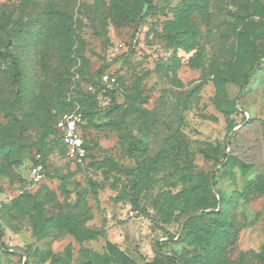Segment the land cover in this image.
Here are the masks:
<instances>
[{
  "label": "rangeland",
  "instance_id": "rangeland-1",
  "mask_svg": "<svg viewBox=\"0 0 264 264\" xmlns=\"http://www.w3.org/2000/svg\"><path fill=\"white\" fill-rule=\"evenodd\" d=\"M0 233V264H264V0H0Z\"/></svg>",
  "mask_w": 264,
  "mask_h": 264
},
{
  "label": "built area",
  "instance_id": "built-area-1",
  "mask_svg": "<svg viewBox=\"0 0 264 264\" xmlns=\"http://www.w3.org/2000/svg\"><path fill=\"white\" fill-rule=\"evenodd\" d=\"M102 84L107 87L115 83V79L103 76L101 78ZM82 124V115L80 113H73L65 118L57 121L55 127L60 134L62 144L66 148L67 156L76 164H83L86 159V149L80 131ZM40 157L37 156V161L32 171V179L39 182L44 178V167L39 162Z\"/></svg>",
  "mask_w": 264,
  "mask_h": 264
},
{
  "label": "trees",
  "instance_id": "trees-1",
  "mask_svg": "<svg viewBox=\"0 0 264 264\" xmlns=\"http://www.w3.org/2000/svg\"><path fill=\"white\" fill-rule=\"evenodd\" d=\"M53 15H55V14H50V16H52L53 17ZM12 57V56H11ZM12 66L14 67V74H13V84L14 85H18V83H19V80H20V77H21V72H20V70L18 69V67H17V61H16V59L14 58V57H12ZM253 68H251L250 70H252ZM249 76H246L245 77V80H244V82H243V84L245 85V86H247L248 85V83H249ZM243 123H246L245 121H243ZM237 132L236 131H234L233 132V134H234V136H235V134H236ZM232 134V135H233ZM64 146V145H63ZM84 146H85V144H84ZM65 148V147H64ZM86 149V148H85ZM65 150H66V148H65ZM87 152V151H86ZM67 153V152H66ZM39 162L43 165V167H44V164H43V162H42V160L40 159L39 160ZM36 163H38V161L36 160ZM205 214L203 213V214H201V216H204ZM195 218L193 217V218H191V219H189V222L190 221H193ZM217 226V227H216ZM215 226V229L212 231L213 232V234H214V236L212 237V238H215V239H217V238H220V237H224V236H229V229H231V227L226 223V222H222V224H218V225H216ZM226 228L225 229V231L224 232H221V229L222 228H224V227ZM72 234L74 235V237H78L77 236V234L76 233H74V232H72ZM0 236H1V233H0ZM212 238H199V243H201V245L203 246V249H207V247H211V248H213V246H214V244L212 243ZM77 239H79V237L77 238ZM215 248H216V253H217V255H220L222 252H223V248H221L220 247V244H216L215 245ZM154 253H155V256H154V258L151 260V261H146L144 264H155V263H157L159 260H164V261H167V262H179L180 264H184L183 262H181V261H179L176 257H174V256H169V255H167V254H165L163 251H162V249H161V247H160V243H157V244H155V246H154Z\"/></svg>",
  "mask_w": 264,
  "mask_h": 264
},
{
  "label": "water",
  "instance_id": "water-1",
  "mask_svg": "<svg viewBox=\"0 0 264 264\" xmlns=\"http://www.w3.org/2000/svg\"><path fill=\"white\" fill-rule=\"evenodd\" d=\"M239 128H240V127H238L237 129H239ZM237 129H233L232 132H231V134H230V136H231V135L233 134V132L236 131ZM227 146H228V145H227ZM198 215H200V214H195V215H193V217H196V216H198ZM183 226H184V224H183Z\"/></svg>",
  "mask_w": 264,
  "mask_h": 264
}]
</instances>
